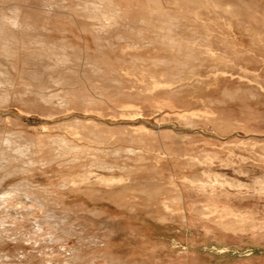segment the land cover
I'll return each instance as SVG.
<instances>
[{
    "label": "rangeland",
    "instance_id": "obj_1",
    "mask_svg": "<svg viewBox=\"0 0 264 264\" xmlns=\"http://www.w3.org/2000/svg\"><path fill=\"white\" fill-rule=\"evenodd\" d=\"M43 1L21 0L20 4L24 10L31 9L30 11L35 10L34 12H38L40 9H43ZM82 1L87 0H79V3ZM8 2L13 3L15 0H10L6 3ZM77 2L78 0H63L61 4L65 5L66 8L58 10L59 12L75 16V11L80 8ZM113 2L112 5L115 8L112 15H116V23L111 22L110 27L113 30L109 27L108 34H105L108 39H112L107 40L109 42L104 40L99 41L102 47H98L89 33L91 27L88 24L91 21L89 19L85 20L82 17H76L79 23L76 22L74 30H84L81 36L82 42H80V46L84 49L82 57L94 63L96 60L100 61L97 49H102L104 52L103 62H100V67L104 71L103 77L97 78L84 71L77 83V86L81 85L78 93L83 97L96 101V99L99 100L104 92H115L116 86L107 79L110 77V74L118 78L122 83L120 88H122L123 93L128 95L130 93L137 94L142 88L140 82L148 81L151 76L162 79H170L177 76L180 79V83L174 86L173 95L180 96L181 98V102L178 100L176 103L181 108L179 110L185 108L208 109L215 114L210 119L200 117L186 123L175 115V111L179 110L170 107V101L165 99L166 96L159 94L154 99L162 101L154 107H147L145 104L140 105L138 103L139 106L124 109L120 106H114L113 103H110L109 106L107 105V101L106 104L96 101L99 103L91 107L81 106L73 110L62 109L64 112L59 110L54 116L47 117L49 112L34 106L31 110H28L23 106L22 101H19V97L22 98V96H24L23 98L31 99L33 95L31 99L33 101L35 98L34 93H28V87L25 86L26 81L24 78L30 69L34 68L31 63L36 59L33 56L35 54L28 52L26 48L22 49L18 61L13 62L14 72H12L11 68L9 70L15 86L13 95L19 94L17 95L18 97H12L13 101L11 100L10 105L7 106L9 108L6 107L5 111H0L1 131L7 132L11 130L12 132H20L25 138L28 137L27 139L30 137L32 139V136H35L43 141H46L47 136H66L74 139L70 140L72 145L79 144L85 146L87 140L79 139L80 137H84V129H77L76 131H78L79 136L75 137L69 136L66 132L74 131V128L67 129V127L72 124L75 125L76 120L81 122L86 121L107 125L108 128L114 131L125 132V134L128 132L130 138L132 137L135 140L138 137H144V139L148 140L147 144L149 145V148L148 145L146 148H151V151L148 150V153L144 152V154H141L143 159H140L141 156L130 157V175L117 173V177L123 176L126 178L122 182L116 179L110 180L105 176L102 178L104 180L101 183L96 174L88 175L79 167L69 169L68 165L62 170H59L54 165L49 166V169L41 168L39 171L37 170L38 172L36 171L33 180L34 185L39 190L46 189L49 192L53 190L57 195L54 196V193L51 195L53 199L47 203L42 202L45 206L43 214H48L47 217H39L40 221L38 222L30 223L23 221L26 226L20 229L22 230L21 232L26 234V237L22 235L14 237L12 235L13 237L4 238L3 243H0V254L2 256L6 255L4 259L8 261L1 258L0 264L66 263L69 259V253L60 247L61 242H46V245L42 242L41 238L39 239L40 242L38 240L35 241L36 243L33 242V239L27 240V238L41 234V231H39L40 226L49 224L48 218L50 215H53L58 218L59 222H63L61 225L63 226L64 234L69 235V237L64 236L67 239L64 245L68 248L67 246H70L74 242L76 235L78 236L79 234V226L76 224L75 219L68 220L66 218L69 211L79 214L80 212L81 214L89 213L96 217H101L108 214L109 209L117 213L127 212L128 214L130 212V215L126 216L127 219L124 217L120 218L119 221L121 219L125 221L121 223L122 229L120 230L123 238H117V246L113 245V248H117L121 253L133 245L131 238L134 237L133 239L136 240L138 236V234L133 232L134 235L130 238V228H132V231L144 228L147 229L145 234H149L148 236L151 239H158L159 244L161 243L162 251L160 250V253L162 254L161 257H164L165 260L162 263L157 262V264H192L193 262H196L193 264H264V184L261 185L258 182L262 178L264 182V168H240L243 163L246 164L254 161V158L260 159L258 154H260L259 148L261 146H263L264 151V91H261L259 88L264 86V0H113ZM117 2L119 6L116 4ZM67 6L69 8L68 12H66ZM117 6L122 8L120 10L123 11L122 14L125 19L121 17V11L118 10ZM103 11L109 13V10ZM59 12L54 13L55 15L52 13L51 18H55ZM140 20H146L145 25L139 23ZM129 26L130 29L134 27L135 31L138 32L140 29V31L145 33L144 40L146 41L143 40L144 42L141 43L142 45L139 49H129L126 47L129 42L130 44L133 42V39L136 40L134 37L135 32L131 33V31H128ZM138 27L140 28L138 29ZM168 28L173 33H176L174 37L183 46H187L188 42L193 41L194 43L192 44L195 46L196 51L194 50L192 53L187 48H184L182 52H175L168 49L165 45L162 46L161 42L159 43L155 40V35L163 33V30L164 32L167 31ZM120 29L122 30L118 31ZM190 35L194 36L191 37ZM67 41L71 47L75 45L73 37H69ZM146 44H149V46ZM203 44L215 50L217 55L210 58L203 54ZM188 51L190 52L189 55ZM163 59H165L164 61L166 59L172 61V64H170L171 62H167L169 65H162L164 67H161V65L157 67L152 66L154 61H162ZM178 60L180 61L179 63L177 62ZM179 64L182 65L180 66ZM176 65L180 67L178 70ZM21 71L22 74H20ZM221 72H225V74H221ZM166 74L168 75L167 77L165 76ZM20 84H23L24 88L22 86L20 88ZM19 89L21 90L19 91ZM36 90L37 88H34V91ZM21 91L22 93H20ZM58 92L59 90L56 91V93ZM133 99H138V97L133 95L130 101H133ZM172 101L174 102V100ZM125 102H127L126 99L122 101L123 104ZM250 110L258 112L259 117L256 121L248 118ZM219 113H223L227 117L234 116L233 123L235 126L225 130L222 129L219 120L216 118L215 121L212 118ZM237 115H240L239 117L244 120L249 127L248 129H246V125L241 124L242 122L237 121L240 120L235 117ZM141 127L145 128L146 132ZM147 132L150 134L148 135ZM135 134L139 135L134 136ZM123 144L124 142H120L114 146L118 147ZM162 145L166 147L163 148ZM255 149L259 150L256 152ZM149 152L152 155H148ZM42 156L45 159L50 156L47 149H44ZM154 156L161 157L159 159L161 162L159 163L158 158ZM69 157H72V155ZM207 157L209 160H207ZM252 158L253 160L249 161ZM192 159L195 160L193 161ZM196 160H200V164H202L198 165L199 162ZM212 163L216 166H213ZM42 169L44 171H41ZM215 177L216 180L221 177L218 180L222 181L217 182ZM184 179L200 180L199 182H204V184H209L208 182L212 183L213 181L212 184H217V186L215 185L216 187L213 188L215 190L211 189L212 191H209L210 188L206 186L204 188L207 189L205 191L203 189L202 191V188L199 187L200 185H197V183L189 184ZM66 180L71 181L72 184L59 191L58 187L64 185ZM223 182L224 185L222 184ZM199 188H201L202 192L198 191ZM150 191L154 193L153 195L158 196L156 197L158 202H155ZM217 191L223 193V195H219L220 193H216ZM180 192L182 193L181 196ZM205 192H209L210 195H207ZM211 194L214 195L212 196ZM217 194L222 197H218ZM208 196H212L214 201L216 200L215 198H218L217 203L214 201L210 203L211 197L209 198ZM122 198L129 199L130 203L123 201ZM173 198L174 200H172ZM142 199H145L147 204L142 202ZM161 202L166 204L167 202L171 204L175 202L177 204L181 203L179 205L180 207L183 206V211L192 208L196 210V206H198V209L200 208L198 211H203L202 209L205 211V206L203 207L205 202L207 208L211 205L212 208L211 206L210 208L212 210L217 209V211L222 210L221 208L228 205L227 209L236 212V214L247 215L246 217L250 220V224H242L244 227H241V224H234V227H232L236 230L227 231L217 224L202 223L206 216L203 215V217L202 214L199 215L197 213H192L190 216L189 210L188 212L186 211L188 218H193L195 221H200L202 218V222H188L191 219H185V221L180 218V214H178L179 217L176 215L170 220L164 221L162 219L158 221V217L162 218V216H165L160 214L164 212L163 208L160 209L162 206ZM136 203L137 205L140 204L141 207L136 206ZM223 203L226 205L222 206L221 204ZM130 204L134 207H130ZM200 206H202V209ZM157 211L161 212L157 213ZM152 213L154 215H151ZM193 215L197 219L192 217ZM220 215V213L213 216H209L208 214L211 219L205 220L216 222V220H219ZM22 216L25 215L22 214ZM27 216L29 215L25 217ZM129 217L130 222L128 221ZM11 227L14 226L12 225ZM56 229L52 228L49 230L54 232ZM84 230L90 234V228ZM56 235V232H54L52 236L56 237ZM173 237L180 242H187L186 244L189 248L185 251L186 255L184 251L175 250L177 257H175L176 259L173 257L174 261L171 263L167 261L170 257L166 255L170 254L169 241ZM48 238H51V236H48ZM153 244L155 245V243ZM212 244L229 248V258L224 259L222 262H215L211 259L210 255H205L206 251H204L203 246ZM34 246L36 247L34 248ZM246 249L254 250L253 256L237 262L241 258H238L236 252L233 251L243 252ZM46 251L48 254L45 253ZM195 254L197 255L195 256ZM117 256L127 258L130 255L117 254ZM40 258L43 262L39 260ZM63 260L66 261L63 262ZM234 260H237V263Z\"/></svg>",
    "mask_w": 264,
    "mask_h": 264
},
{
    "label": "bare ground",
    "instance_id": "obj_2",
    "mask_svg": "<svg viewBox=\"0 0 264 264\" xmlns=\"http://www.w3.org/2000/svg\"><path fill=\"white\" fill-rule=\"evenodd\" d=\"M7 1H10V0H6V1L0 0V111H5L7 108H9L7 106L10 105L11 100L19 94L18 93L16 95L15 94L13 95L15 86H14L13 79H11V78H13L12 74L9 73V70L11 68L12 72H14L13 71L14 70L13 62L18 61V57L21 53V50L24 48H26V50L28 49V52H30V53L32 52L33 54H35L33 56H34V58H36L31 63L34 68L30 69V71L26 74V77H24L25 81H26L25 86L28 87L27 88L28 93H34V95H35L34 101L31 100L33 98V95H32L31 99L23 98L24 96H22V94H21L22 98L19 97V101H22L23 106L25 108H27L28 110H31L33 106L39 107V108H42L43 110L49 112L48 113L49 116L47 115V117H52V116H54L55 113H57V111H59V110L62 111V109L73 110L76 107H81V106L82 107L83 106L84 107H91L94 104L97 105L99 102L106 104V101L108 102L107 105H109V106H110V103L111 104L113 103L114 106H120V107H123L124 109H127V108L131 109L135 106H139L138 103L140 105L145 104V106H147V107H150V106L154 107L158 103H161L160 101H162V100L154 99V97H157V95H159V94L166 96L165 99L170 101V105H171L170 107L171 108H174L176 110L181 109L176 105L178 100H179V102H181L180 96L173 95L174 94L173 89H175L174 86L176 84L180 83V79H178L177 76H175V78L173 77L170 79H162L159 77L151 76L148 81H146V82L141 81L140 82V84L142 85V88H141V90H139L137 92V94L130 93V95H128L126 93H123L122 88H120L122 83L118 80V78H116V77H114V75L110 74V77H108L107 79L114 86H116L115 87L116 91L115 92L112 91L110 93L104 92L102 95L100 94L101 96H100L99 100L96 99V101H99V102H96L95 100L93 101L90 98L83 97L82 95H80L78 93V90L81 89L80 88L81 85L77 86V83L80 80V75L83 74L84 71H87L88 74H90L91 76H96L97 78L100 76H101V78L103 77L104 71L100 67V62L101 63L103 62L104 52L102 51V49L101 50L97 49V53H99V56H100L99 57L100 61L96 60L94 63L89 62L88 59H85L84 57H82L84 49H83V47L80 46V42H82L81 36L83 33L82 31H84V30H79V31L74 30V28H75L74 26L76 25V22H78L76 17H82L85 20L89 19L91 21L88 24L89 27H91V30H89V33L93 37L94 42L97 43L98 47L99 46L102 47V44L99 41H101V40L107 41V40L112 39V38L108 39V37L105 36V34H108L107 33L109 30L108 28L111 26V24L113 22L116 21L115 20L116 15H112V12L114 11V8H115L114 5H112L113 0H87V1H82L81 3H79V0H78L77 5H80V8L77 7L79 9L75 11V13H76L75 16H73L72 14H71L72 15L71 16L70 14H65L64 12H59L60 9L66 8L65 5L61 4V1H63V0H44L42 3L43 9L42 10L40 9V11H38V12H34L35 10L30 11L31 9L30 10H24L23 6H21V4H20L21 0H15V2H13V3H11V2L6 3ZM150 3H153V2H150ZM113 4H114V2H113ZM116 4H118V2ZM118 6H119V4H118ZM25 7H27V6H25ZM120 9H122V8H119L118 10H120ZM68 10H69V8L67 6L66 12H68ZM103 10H106V11L109 10L108 11L109 13H107ZM156 10H157V8H156ZM57 11L60 14L58 13L57 16L52 19L51 18L52 13H53V15H55L54 13H57ZM120 11H121V13H120V15H121L123 13V11L122 10H120ZM120 11H115V12H120ZM124 14H125V12H124ZM123 16L124 15L122 14L121 17L123 19H125ZM113 19H114V21H113ZM136 20H138V19H136ZM145 22H146V20H140L139 23L145 25L144 24ZM119 24H117V25H119ZM113 25H116V24H113ZM167 25H169V24H167ZM169 27H171V26H169ZM110 28H112V27H110ZM114 28H115V26H114ZM133 28H131L132 29L131 30L130 26H129L128 31L129 32L131 31V33L135 32L134 37L136 38L137 41L133 39V42L131 44L129 42L126 47H128L129 49L130 48L139 49L142 45L141 43L146 41V40H144L145 39L144 38L145 33L140 31V29H139L140 27H138V29H139L138 32L135 31V29H133ZM169 29L170 28H168V30L165 32L162 29L163 33L156 34L155 40H157L159 43L161 42L162 46L165 45L171 51L182 52L184 48H187L190 52L193 53V51L195 50V48H194L195 46L192 43H194V42L193 41L188 42L187 46H183V44L180 41H178L177 38L174 37V35H176V33H173V31H171ZM111 30H113V28ZM116 30H117V27H116ZM121 30L122 29H120L118 31H121ZM136 30H137V27H136ZM114 31H115V29H114ZM50 33H52V34H50ZM113 35H115V34H113ZM121 36H122V34H121ZM193 36L194 35H192L191 37H193ZM69 37H73V39L75 40L74 41L75 45H73V47H71L70 44H68L67 40L69 39ZM125 38H121V39H125ZM191 39H194V38H191ZM126 40H128V39H126ZM107 42H109V41H107ZM147 43H152V42H147ZM146 45L149 46V44H146ZM152 46H153V44H152ZM202 48H203L202 53L205 54L206 56L210 57V58L215 57L217 55L215 50L211 49L206 44H203ZM189 51H188V55L190 53ZM185 52H187V51H185ZM180 57H181V54H180ZM164 60L165 59H163L162 61L156 60L153 62L152 66L154 65L157 67L158 65H161V67H164L166 64H168L167 62H169V63L171 62L170 64H172V61H168L167 59H166V61H164ZM191 61H192V59H191ZM177 62L179 63L180 61L178 60ZM178 63H177V65H178ZM187 63H189V62L187 61ZM162 65H164V66H162ZM177 65H176V68L178 70V68H180V67ZM179 65L181 66L182 64H179ZM186 65L188 66V64H186ZM183 66H185V65H183ZM182 68H184V67H182ZM183 70H185V69H183ZM9 74L11 77L9 76ZM20 74H22V71ZM221 74H225V72H221ZM165 76L167 77L168 75L166 74ZM22 85L20 84L19 87L21 88ZM34 88H37V90L34 91ZM259 88L261 91H264V86H261ZM54 89H55V91H54ZM20 90L21 89H19V91ZM57 90H59L58 93H56ZM15 93H16V91H15ZM20 93H22V91ZM125 95H127V96H125ZM133 95H135V97L137 96L138 99H133V101H130L132 99ZM27 96H29V95H27ZM124 98L126 99L127 102H125L123 104L122 101L125 100ZM16 100H18V99H16ZM172 100H174V102ZM137 108H139V107H137ZM62 112H64V111H62ZM175 113H176L175 115L179 119L184 120L186 123L188 121H193L194 119L200 118V117L210 119L211 116L215 114L214 112H211L208 109L197 110V109H186V108L179 110L177 112L175 111ZM137 114H139V113H137ZM221 115L222 114H218L217 116L212 117V118H214L213 120H215L216 118H217V120H219V122L221 123L222 129L225 130V129L231 128L232 126H235L233 123V119H228V118L225 119L223 117V115L222 116ZM137 116H139V115H137ZM237 121L239 122V120H237ZM80 123H82V124H80ZM236 124H237V122H236ZM241 124L246 125L245 122H243ZM73 128H74L73 132H66V133L71 137H75V136H79L78 131H76L77 129H80V128L84 129V133H83L84 137H80L79 139H86L87 140V143L85 146L84 145L81 146L79 144H73L72 145L71 144L72 142L70 140H74V139L68 138L66 136H58V135L57 136H47V139H45L46 141H43L42 139L37 138L35 136H32L33 137L32 139H30L31 137L29 139H27L28 137L25 138L20 132H12L11 130L7 131V132L6 131L3 132L0 130V243L4 240V238H8L9 236H12V235H14V237L17 235H22L23 237H26V234L21 232L22 230L20 229L21 227L24 228L26 226V225H24L23 221H28L30 223L31 222H38V221H40L39 217L45 218L48 216V214H43V210H45V206L43 205L42 202H46V203L49 202L51 199H53L51 195L55 193L54 194V196H55V195H57V193L53 190L51 192H49L46 189L39 190L38 187L34 185L33 180L35 178V175H36L35 173L37 170L39 171V169H41V168H43V169L48 168L49 169L51 167V165H54L59 170H62L68 165L69 169L79 167V168H81L82 171H85L88 175L96 174L98 176L97 178H99V181L101 183L104 180L102 178H104L105 176L107 178H109L110 180L116 179V180H120V182H122L126 178H124L123 176L117 177V175L119 173L130 175V167H131V166H129L130 157H139V156H141V154H144V152L148 153V150L151 151V148L150 149L146 148L148 145L147 144L148 140L144 139V137H141V138L138 137L139 139L137 138V140H135L132 137L130 138V134H128V132H126V134H125V132L114 131V130L108 128L107 125L96 124L93 122H86V121L81 122V121L76 120L75 125L72 124L71 126L67 127V129H73ZM248 128L249 127L247 126L246 129H248ZM143 129L146 132V129L142 128V130ZM196 130H198V129H196ZM137 131H138V129H137ZM136 132H134V133H136ZM138 133H140V132H138ZM147 134L149 135L150 133L147 132ZM138 135L135 134L134 136H138ZM34 138H36V139H34ZM84 142H86V141H84ZM120 142H124V144L119 145L118 147L114 146V145H116V143H120ZM145 142H146V144H145ZM46 145H48V146H46ZM162 146H163V148L166 147L164 145H162ZM148 148H149V145H148ZM44 149H47L49 154H50V156L46 159L44 158V156H42L44 154ZM261 150H263V148H261ZM261 154L262 155L260 156V160L263 162L264 151H263V153L261 152ZM70 155H72V157H69ZM148 155H152V154H150V152H149ZM154 157H156V156H154ZM156 158H158V161L160 163L161 161L159 159L161 157L158 156ZM140 159H143L142 156L140 157ZM132 160H133V158H132ZM192 160L194 161L195 159H192ZM207 160H209L208 157H207ZM196 161L199 162L198 163V165H199L200 160L199 161L196 160ZM212 165H213V163H212ZM205 166L207 167V165H205ZM213 166H216V165H213ZM43 169L41 171H44ZM203 170L205 171V169H203ZM204 175H203V177H204ZM177 177H178V175H177ZM219 178H221V177H219ZM150 179H152V178H150ZM205 179H208V178H205ZM218 179L216 180V177H215V180L217 182L219 181ZM159 180H161V179H159ZM180 180H182V179H180ZM184 180H186V182H188L189 184L190 183H193V184L197 183V185H200L199 187L202 188V191H203V189H204V191L207 189V188L206 189L204 188L206 186L208 188L210 187L209 191L217 186V184H215L216 186L214 184H212L213 181H212V183L208 182L210 184V186H209V184L206 183L208 180L207 181L204 180V181H206L205 182L206 184H204V182H199L200 180H192V179H184ZM210 181H211V179H210ZM221 181H219V182H221ZM226 182L228 183V181H226ZM258 182L261 185H263L264 184L263 178L260 179ZM71 184H72L71 181L66 180L64 185H61L60 187H58V190L60 191L61 189H64L68 185H71ZM222 184L224 185V182ZM131 187H132V185H131ZM201 188H199L198 191H201ZM238 188H239V186H238ZM176 189H177V187H176ZM195 189H196V186H195ZM190 190H192V189H190ZM213 190H215V189H213ZM178 191H180V190H178ZM213 192H215V191H213ZM218 192L219 191H217L216 193H218ZM221 192H223V191L221 190ZM221 192H219L220 194L219 193L218 194L223 195V193H221ZM140 193H141V191H140ZM150 193H151V191H150ZM150 193H146V194H150ZM205 193H207V192H205ZM112 194H114V193H112ZM151 194L154 197L153 199H155V202H158L156 199V197H158V196L153 195L154 194L153 192ZM181 194L182 193L180 192V196H181ZM203 194H204V192H203ZM208 194H209V192L207 193V195ZM218 194H217L218 197H222V196H219ZM207 195H206V197H207ZM211 195L213 196L214 194H211ZM148 196H146V197H148ZM202 196H204V195H202ZM212 196H208L209 198L211 197L210 203H211V201H214L212 199L213 198ZM200 197H198V198H200ZM142 198H144V197H142ZM174 198L172 200H174ZM129 199H130V197H129ZM129 199L122 198L123 201L130 203ZM145 199H142L141 201L146 203L147 201ZM215 199L216 200L214 202H216L218 200V198H215ZM188 200H189V198H188ZM135 201H133V202H135ZM169 201H171V200H169ZM138 202H140V201L138 200ZM142 202H140V204H142ZM151 202H153V201H151ZM150 203H148V204H150ZM216 203H214V204H216ZM140 204L137 205V203H136L135 205L138 207H141ZM161 204H162V206L160 209L163 208L164 212L160 211L161 212L160 213L157 211V213H160V214L165 215V216H162V218L158 217V221H160L162 219H164V221L170 220V219L174 218L176 215L178 216V214H180L179 215L180 218H182L184 220L185 219H187V220L191 219L188 222L193 223V221H194L195 223H197V221H199V220L195 221V219L187 217L186 211L188 212V210H189L190 216L192 213H197L199 215L202 214V216L205 215L206 217L204 218V220L205 219H207V220L211 219L209 217L210 215L213 216L217 213H220L221 215L218 218L219 220H216V222L219 223L218 224L219 227H221L223 230H227V231L228 230L235 231L236 229L233 228L234 224H236V225L241 224L240 225L241 227H244L242 224H247V223L250 224V220L246 217L247 215L245 216V214L242 215L240 213L236 214V212H233L230 209H227L228 205H227V207H223L224 209L221 208L222 210L217 211V209L212 210L211 205H210L211 208H210V206H208L210 209L207 208V205L205 202V205H203L204 203L202 204L203 207L205 206L204 207L206 209L205 211H204V209H202V206H200V207L203 211H198V210H200V208L198 209V206H196L197 207L196 210H195V208L194 209L192 208V209H187V210L183 211V209H182L183 206L180 207V205H179L181 203L177 204L175 202V203L171 204V203L167 202V204H166L164 202H161ZM223 204H221V205L222 206L226 205V204H224V205ZM208 205H209V203H208ZM130 206L132 207L133 205L130 204ZM146 206H148V205H146ZM189 206H190V204H189ZM178 207H179V209L177 210ZM215 207H216V205H215ZM148 208H149V206H148ZM142 209H144V208H142ZM24 210H25V212H24ZM22 214L25 216L26 215H29V216L25 217V216H22ZM208 214H209V216H208ZM128 215H130V212H128V214H127V212L126 213H117V212H114L110 209H109L108 214H106L105 216H101V217H96L95 215L89 214V213L81 214V212H80V214H79V213H76L73 211H69L66 215L67 216L66 218L68 220L75 219L76 224L79 226L78 227L79 228V234H78V236L76 235L74 242H72V244L70 246H67L68 248H66L64 245L65 241L67 240L64 238V236L69 237V235L64 234L63 226L61 225V223L63 224V222H59L57 217L50 215V217L48 218L49 224H45L43 226H40L39 231H41V234L34 235V236H32V238H27V240L33 239L34 240L33 242H35L41 238V240H43L42 242H44V244H46V242L50 243L52 241L56 242V243L61 242L60 247L62 249H64V251L69 253L68 261L63 260V262L66 261L67 264H157V262L162 263L165 259H164V257L163 258L161 257L162 256V254L160 253V250H161L160 244L161 243L159 244V242L157 241L158 239H156V240L151 239V237L148 236L149 234L148 235L145 234L147 229H144V228L142 230H138V231H135V230L132 231V228H130V238L134 235V233L138 234V236L136 237V240L133 239L134 237L131 238L132 240L130 239L132 241L133 245L131 247H129L127 250L126 249L123 250L124 251L123 253H121V251L117 250V248H113V245L117 246V244H116L117 240L119 238L120 239L123 238V235L120 232V230L122 229L121 223H124L125 221H123V219H121L122 222L119 220H120V218H123V217L125 219H127L126 216H128ZM151 215H154V214L152 213ZM195 215H193L192 217L196 218ZM248 215H250V214H248ZM202 216H200V217H202ZM242 216H244V217H242ZM226 217H232V218L225 219ZM201 219H200V221H202ZM50 221H52V223H50ZM128 221L130 222V217H129ZM12 225L14 227H11ZM28 226H30V225H28ZM52 228H55V229L57 228L54 231L57 234L56 237L52 236L54 232L49 230ZM88 228L91 229L90 234H89V232H86L84 230V229H88ZM48 236H51V238H48ZM124 238H125V236H124ZM38 242H40V240ZM169 242H170V254H168L166 256L170 257V259L167 261L168 262L170 261L172 263L174 261V258L177 257V253L175 252V250L185 252V251H187V249L189 247L186 244L187 242L186 243L180 242L174 237L172 239H170ZM152 243H155V245L154 244L152 245ZM135 244L137 245V247ZM35 247L36 246H34V248ZM203 249H204V251H206L205 255H210L211 259L215 262H222V261H224V259L229 258L228 253L230 252V249L227 247L212 244L209 246H203ZM233 252H236L237 257L241 258L239 261H237V260H234V261L235 262L236 261L241 262L242 260H244L246 258L252 257L254 250L246 249L243 252H240V251L237 252L235 250ZM39 253H40V251H39ZM45 253H47V251ZM42 254H44V253H42ZM117 254H124V255H130V256L127 258H125V257L120 258L119 256H117ZM0 255H1L0 260H1V258H3V259L6 258V255H4L5 257L2 256V254H0ZM185 255H186V252H185ZM185 255H182V256H185ZM196 255L197 254H195V256ZM193 256H192V258H193ZM48 257H50V256H48ZM46 258H47V256H46ZM172 258H173V260H171ZM193 259H195V258H193ZM4 260H6V259H4ZM39 260L41 261L42 259L40 258ZM52 260H54V259H52ZM6 261H8V260H6ZM41 262H43V260ZM44 262H45V260H44ZM47 263H49V262H47ZM66 263H64V264H66ZM193 263H196V262H193ZM197 263H199V262H197Z\"/></svg>",
    "mask_w": 264,
    "mask_h": 264
},
{
    "label": "crops",
    "instance_id": "obj_3",
    "mask_svg": "<svg viewBox=\"0 0 264 264\" xmlns=\"http://www.w3.org/2000/svg\"><path fill=\"white\" fill-rule=\"evenodd\" d=\"M219 114H222L223 115V117L225 118V119H234V117L233 116H225L223 113H219ZM221 115V116H222ZM240 115H237V116H235V117H237L238 119H240L239 120V122H244V120L243 119H241L240 117H239ZM259 117V115H258V112L256 111V110H253V111H251L250 110V115H249V119L251 118V119H254V121H256L257 120V118ZM261 148H263V146H261ZM261 148H259L258 150H259V153L260 154H258L259 155V157L262 155L261 154V152L263 153V150H261ZM257 149H255V151L257 152L258 151ZM251 160H253V158L252 159H250L249 161H251ZM248 161V162H249ZM250 163H252V164H250ZM250 163H243L242 165H241V167L240 168H247V167H253L254 169H258V168H260V169H263L264 168V163L260 160V159H256V158H254V161H251ZM210 188V187H209ZM131 207V206H130ZM160 218V217H159ZM225 219H229V218H225ZM204 222H207V223H213V224H219V223H217V222H215V221H213V220H211V221H205V220H203ZM200 222H202V221H200ZM204 222H202V223H204ZM199 223V222H198Z\"/></svg>",
    "mask_w": 264,
    "mask_h": 264
}]
</instances>
